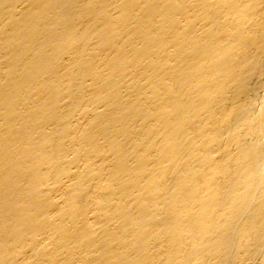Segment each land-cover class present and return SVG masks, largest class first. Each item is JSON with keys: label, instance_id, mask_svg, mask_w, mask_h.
Instances as JSON below:
<instances>
[{"label": "bare ground", "instance_id": "obj_1", "mask_svg": "<svg viewBox=\"0 0 264 264\" xmlns=\"http://www.w3.org/2000/svg\"><path fill=\"white\" fill-rule=\"evenodd\" d=\"M0 264H264V0H0Z\"/></svg>", "mask_w": 264, "mask_h": 264}]
</instances>
